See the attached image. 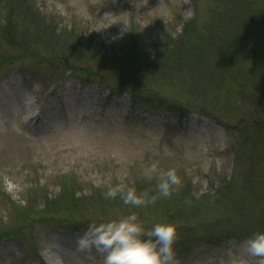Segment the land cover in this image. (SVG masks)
I'll return each instance as SVG.
<instances>
[{"label": "rangeland", "instance_id": "obj_1", "mask_svg": "<svg viewBox=\"0 0 264 264\" xmlns=\"http://www.w3.org/2000/svg\"><path fill=\"white\" fill-rule=\"evenodd\" d=\"M14 76L19 102L55 116L33 138L20 116L2 126L0 237L21 231L0 264H102L79 239L133 212L176 226L174 264H254L242 242L264 232V0H0V85ZM143 90L149 103L128 95ZM152 163L181 178L167 201L91 196L149 191Z\"/></svg>", "mask_w": 264, "mask_h": 264}, {"label": "clouds", "instance_id": "obj_2", "mask_svg": "<svg viewBox=\"0 0 264 264\" xmlns=\"http://www.w3.org/2000/svg\"><path fill=\"white\" fill-rule=\"evenodd\" d=\"M148 180L156 179L157 195L137 193L133 187L122 184L109 187L103 193L105 199H119L134 208L155 204L158 198H168L182 181L175 168L160 169L152 163L144 171ZM197 195V198L199 194ZM176 226L158 222L145 229L135 212L118 219L92 223L78 241L81 251L95 249L102 257V264H174ZM242 249L254 264H264V232L254 233L242 242Z\"/></svg>", "mask_w": 264, "mask_h": 264}, {"label": "trees", "instance_id": "obj_3", "mask_svg": "<svg viewBox=\"0 0 264 264\" xmlns=\"http://www.w3.org/2000/svg\"><path fill=\"white\" fill-rule=\"evenodd\" d=\"M30 9H29V7L27 8V12L30 14V11H29ZM79 42H81V41H79ZM161 58H158V59H162V64H169V63H181V61H176V62H173V60H172V62L169 60V57L167 56V55H165V53H164V55L162 54V56H160ZM181 59V58H180ZM176 60H179V59H176ZM158 61H156L155 63H157ZM91 76V75H90ZM148 93V90L147 91H145V90H143V92L142 93H137V91H130V94L134 97V98H136L135 96H137L138 97V99L139 100H141V101H143L144 100V102L145 103H149L148 101H150V98L148 97V96H145V94H147ZM151 101H153V100H151ZM132 171L133 170H130V175L132 174ZM136 180V179H135ZM127 181H129V182H132L131 180H127ZM132 183H134V182H132ZM141 183H143V184H148V181H143V182H141ZM114 185H117V183H113ZM137 184H140L139 182H136V184L135 185H137ZM112 187V186H111ZM133 188H137V189H143L141 186H132ZM191 186H187V188L186 189H192V188H190ZM107 189L108 188H106V186H97V187H95V188H93V190H96V191H93V194H91V196H93V195H96L97 197H101L103 194L102 193H104V192H106L107 191ZM177 189V188H176ZM149 191H147L146 190V192L149 194L150 192H152V191H154V190H156V186H154L152 189L150 188V189H148ZM65 191H67V188H66V186H64V184H62V186H61V188H60V191H59V196H62V194L63 193H65ZM178 191V190H177ZM176 190L173 192V194L172 195H174L176 192H177ZM182 193H184V190H182L181 191V194ZM157 194V193H156ZM101 195V196H100ZM171 195V196H172ZM171 196H170V198H171ZM67 196H64V198H62V200H61V204L63 205V206H65V210H68V211H72V212H74V209H71V208H75L76 209V207L78 206L77 204H75L74 202H76L77 200H75L74 199V196H73V194L71 195H69L67 198H66ZM70 197V198H69ZM169 198V197H168ZM169 198V199H170ZM67 199H74V201L73 202H71V200H70V202L67 200ZM91 199V198H90ZM115 200H120L119 199V196L116 198V199H114V202H115ZM162 201H167L166 200V198H162ZM118 202V201H117ZM53 204H49V202H46L45 204H44V206H45V210H47L50 206H52ZM129 207H132V206H129ZM47 212H49V211H47ZM46 211H44V210H42V211H40V212H37V213H32V214H27V216H25L24 218L26 219L27 217H30L31 216V220H32V217L34 216L33 214H44V213H47ZM44 217V216H43ZM21 230H18V231H16V233H18L19 234V232H20Z\"/></svg>", "mask_w": 264, "mask_h": 264}, {"label": "bare ground", "instance_id": "obj_4", "mask_svg": "<svg viewBox=\"0 0 264 264\" xmlns=\"http://www.w3.org/2000/svg\"><path fill=\"white\" fill-rule=\"evenodd\" d=\"M14 88H15V85L13 83H11L8 86V88H7L8 93H11L14 90ZM6 95H7V92H2V94L0 95V100H3L6 97ZM74 97H76V95H74ZM24 100H26V99L24 98ZM32 109H33V103L28 102L27 103V107H26V115L24 116V118L29 119V117H31L33 115V113H35V111L33 112ZM46 109H47V111L45 113H48L47 114V117L48 118H52L53 116H55V109L54 108L51 109V107H49V108H46ZM49 257L51 259L54 258L52 256H49Z\"/></svg>", "mask_w": 264, "mask_h": 264}]
</instances>
